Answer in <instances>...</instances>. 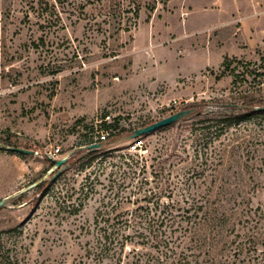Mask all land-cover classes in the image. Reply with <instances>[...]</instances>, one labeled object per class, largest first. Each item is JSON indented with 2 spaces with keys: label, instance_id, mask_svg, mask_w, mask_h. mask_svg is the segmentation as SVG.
Instances as JSON below:
<instances>
[{
  "label": "rangeland",
  "instance_id": "374dc122",
  "mask_svg": "<svg viewBox=\"0 0 264 264\" xmlns=\"http://www.w3.org/2000/svg\"><path fill=\"white\" fill-rule=\"evenodd\" d=\"M188 9L184 0H0V233L20 264H97L86 254L95 221H133L160 168L175 194L231 192L234 240L249 241L228 259L264 264V117L218 139L198 124L263 98L264 45L235 15L187 30ZM189 105L191 115L143 139L142 157L123 135L50 182L57 169L42 153L58 146L76 158L104 116L132 131ZM40 182L41 196L27 189Z\"/></svg>",
  "mask_w": 264,
  "mask_h": 264
},
{
  "label": "trees",
  "instance_id": "16d2710c",
  "mask_svg": "<svg viewBox=\"0 0 264 264\" xmlns=\"http://www.w3.org/2000/svg\"><path fill=\"white\" fill-rule=\"evenodd\" d=\"M262 106L264 96L242 106L247 110L246 114L204 118L198 124L203 135L214 131L215 139H218L225 129L229 130L242 122L264 117V111L255 110ZM194 107L189 105L181 111L194 110ZM191 114L192 112L189 115ZM149 124L152 123L141 127ZM116 130L106 142L99 143V148L120 139L123 135H131L134 131ZM153 133L142 135L140 138L144 139ZM97 151L99 150L91 149L87 145L76 158L70 157L63 167L53 172L50 182L54 183L55 179L79 158L93 156ZM127 162L130 163V160ZM159 170L154 173L152 180L155 186L144 194L145 211L136 213L133 221L121 224L107 223L102 226L95 221L100 234L95 244L86 250L88 257L92 256L97 264H231L229 254L240 253L249 241L243 243L234 240L237 202L232 200L231 192L224 190L225 188L218 193L213 189L191 192L190 189L189 191L176 188L178 194H175L169 179L161 183L165 178V169ZM167 175L171 177V173ZM145 183L148 184V181L145 180ZM35 187L40 190V196L47 190L43 187V182ZM125 231L131 234H126ZM231 235L233 239L230 238ZM127 244L133 248L125 253ZM16 247V243L12 244L8 237H3L0 233V264H20Z\"/></svg>",
  "mask_w": 264,
  "mask_h": 264
},
{
  "label": "crops",
  "instance_id": "0c3cea01",
  "mask_svg": "<svg viewBox=\"0 0 264 264\" xmlns=\"http://www.w3.org/2000/svg\"><path fill=\"white\" fill-rule=\"evenodd\" d=\"M190 6L184 27L189 30L208 27L210 21L220 23L226 14L238 18L242 33L248 34L257 44L264 45V0H184ZM216 4V13L209 12V6ZM214 18V19H213Z\"/></svg>",
  "mask_w": 264,
  "mask_h": 264
},
{
  "label": "water",
  "instance_id": "95a60500",
  "mask_svg": "<svg viewBox=\"0 0 264 264\" xmlns=\"http://www.w3.org/2000/svg\"><path fill=\"white\" fill-rule=\"evenodd\" d=\"M256 111L260 112V111H264V106L262 107H257L255 108ZM191 112H193V110H183V111H178L175 112L165 118H162L152 124H149L147 126L138 128L136 130L133 131V133L130 135L131 139H135L137 137H140L142 135H146V134H150L153 133L161 128H164L166 126H170L174 123H176L177 121L181 120L182 118L188 116ZM94 147H98V146H94ZM5 150L10 151V152H15L18 154H25V155H34V152L31 150H26V149H21V148H14V147H4ZM67 161V158H61L59 160H55L52 161L53 163V169L56 170L58 168H61L65 165ZM36 184L30 185L27 189L33 188ZM27 189H23L21 190L18 194L23 193L24 191H26ZM17 195V194H16ZM4 201H0V208L2 207Z\"/></svg>",
  "mask_w": 264,
  "mask_h": 264
},
{
  "label": "built area",
  "instance_id": "2783aa9c",
  "mask_svg": "<svg viewBox=\"0 0 264 264\" xmlns=\"http://www.w3.org/2000/svg\"><path fill=\"white\" fill-rule=\"evenodd\" d=\"M110 115L104 116V118L101 120V123L105 124L106 126L102 129H99L96 131L95 136L92 138V140L88 143V146L91 149H97L99 147L100 142H106L111 135L115 134L117 131L115 126H110ZM133 145L131 146V151L136 152L138 156L142 157L146 153L145 144L143 142V139L140 137L135 138ZM98 146V147H94ZM37 152H34L36 154ZM42 157L45 158L47 161H55L59 160L61 158L66 157L67 160L69 159L68 154H63L62 151L58 146L56 147H50L49 150H45L42 153Z\"/></svg>",
  "mask_w": 264,
  "mask_h": 264
}]
</instances>
